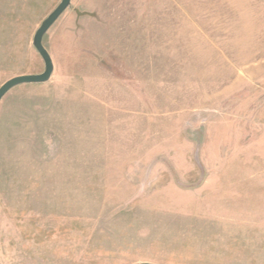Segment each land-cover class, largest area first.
<instances>
[{
    "label": "rangeland",
    "instance_id": "1",
    "mask_svg": "<svg viewBox=\"0 0 264 264\" xmlns=\"http://www.w3.org/2000/svg\"><path fill=\"white\" fill-rule=\"evenodd\" d=\"M60 0H0V85ZM54 69L0 100V264H264V0H70Z\"/></svg>",
    "mask_w": 264,
    "mask_h": 264
},
{
    "label": "water",
    "instance_id": "2",
    "mask_svg": "<svg viewBox=\"0 0 264 264\" xmlns=\"http://www.w3.org/2000/svg\"><path fill=\"white\" fill-rule=\"evenodd\" d=\"M70 4V0H60L59 3L55 6V8L41 21L40 25L36 29L32 43L40 57L44 63V69L40 73H29V74H19L10 77L5 80L0 85V100L3 95L12 87L19 84L26 83H41L47 81L54 69V64L50 54L47 49L44 47L42 43V39L46 31L50 28V26L58 19V17L62 14V12L68 7ZM132 264H153L150 262H135Z\"/></svg>",
    "mask_w": 264,
    "mask_h": 264
}]
</instances>
